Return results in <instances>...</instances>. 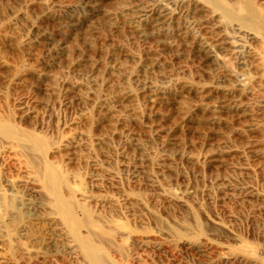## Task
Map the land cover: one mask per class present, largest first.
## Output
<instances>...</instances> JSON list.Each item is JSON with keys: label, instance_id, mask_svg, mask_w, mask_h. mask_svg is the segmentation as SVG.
Instances as JSON below:
<instances>
[{"label": "rangeland", "instance_id": "1", "mask_svg": "<svg viewBox=\"0 0 264 264\" xmlns=\"http://www.w3.org/2000/svg\"><path fill=\"white\" fill-rule=\"evenodd\" d=\"M52 174L98 261L46 214ZM15 191L0 264H264V0H0Z\"/></svg>", "mask_w": 264, "mask_h": 264}, {"label": "bare ground", "instance_id": "2", "mask_svg": "<svg viewBox=\"0 0 264 264\" xmlns=\"http://www.w3.org/2000/svg\"><path fill=\"white\" fill-rule=\"evenodd\" d=\"M134 7L138 8L139 6H134ZM137 10L139 11V9H137ZM153 22L155 23L153 27H156L159 24L161 25L164 22V20H163L162 16L160 18L154 17ZM252 38L254 39L255 37L253 36ZM35 143H37V142H34V145H36ZM57 174H58V172H57ZM58 177L59 176L52 174L51 177H47V179H43V181H42L43 182L42 188L45 189V192L52 194L53 199L55 201L53 205L49 206V211L46 212V214L48 213L50 215L49 217L52 221H54V224L56 225L57 230L59 231V233L62 236L65 237L66 240H68V242H72L71 238L75 239V241H77V243H78V246H80V248L83 249V251L87 255V257H89L91 260L98 261L100 257H99V254L95 250V246L92 243H90V241L87 238H84L80 234L78 228L75 226L77 220H75V217L72 214L71 205L69 204V202L65 201L62 197H60L61 180L59 179L60 177L59 178ZM43 194H44V192H43ZM12 196H14L17 199V201H18L17 206L10 208L6 202V198H4V195L0 194V207L4 210V212L6 214L10 215V218L12 220H14L18 217V215H20L22 209H24V208L28 209L27 208L28 201H27V199L23 198L22 196L18 197V193L16 191L13 193ZM74 207H76V206H74ZM58 216H61L63 222H65V224L68 226L67 228H66V226L60 225V222L57 220ZM77 223H79V222H77ZM5 225H7V224H5ZM78 226H79V224H78Z\"/></svg>", "mask_w": 264, "mask_h": 264}]
</instances>
